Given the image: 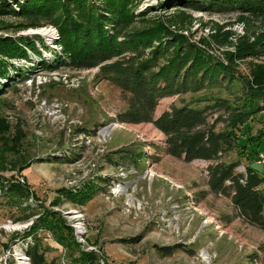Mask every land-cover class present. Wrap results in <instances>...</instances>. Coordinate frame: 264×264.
Instances as JSON below:
<instances>
[{"label": "rangeland", "instance_id": "374dc122", "mask_svg": "<svg viewBox=\"0 0 264 264\" xmlns=\"http://www.w3.org/2000/svg\"><path fill=\"white\" fill-rule=\"evenodd\" d=\"M137 1L117 31L144 28L160 18L170 30L228 61L235 75L264 88V46L241 58L236 55L264 32V15L229 7ZM22 15L0 13V26L8 25L0 29V37H40L46 48L38 45L40 56L29 52L28 59L10 58L19 75L9 74V66L0 76V177L15 178L29 191L20 205L0 197V264H27L24 248L31 236L20 239L19 234L42 216L53 228L39 229L37 235L50 246L46 259L60 264L77 248L116 264H264V228L237 216L227 196L209 192L206 161L185 162L167 154L162 149L164 135L152 122L119 119L129 92L101 68L120 57L143 58L144 51L131 48L89 67L65 56L56 62L52 55L61 50L54 43L56 27L48 22L12 30L24 21ZM44 29L51 37L41 34ZM165 59L160 56L158 61ZM43 60L53 64L46 67ZM242 90L234 78L162 96L153 118L181 100L200 108L219 97L242 106ZM207 113L209 122L218 114H229L219 107ZM225 124L218 121L214 129ZM234 132L244 150L238 153L240 146L231 147L225 160L238 158L236 172L243 171L246 162L264 171V164L253 157L264 153V111L245 117ZM259 186L264 194V181ZM166 244H183L190 253L175 247L161 254L158 247Z\"/></svg>", "mask_w": 264, "mask_h": 264}, {"label": "trees", "instance_id": "16d2710c", "mask_svg": "<svg viewBox=\"0 0 264 264\" xmlns=\"http://www.w3.org/2000/svg\"><path fill=\"white\" fill-rule=\"evenodd\" d=\"M21 1L11 5L7 0H0V13L24 14L22 15L24 21L12 28L14 31L21 27L52 23L58 34V41L54 43L61 49L58 55H52L56 62L65 56L70 62L78 63L81 67H89L131 48L138 49L137 53L144 51L141 53L144 54L143 58L139 59L137 56L130 61L120 57L107 62L101 68L104 73H108L113 82L129 92L126 108L118 114L119 119L127 123L152 122L164 135L162 149L167 154L179 157L185 162L191 159L205 160L209 192L227 196L237 216L256 227L264 228L262 213L264 194L259 186L264 181V171L246 162L243 171L236 172L238 158L231 160L224 158L231 147L238 150L240 146L234 135L237 125L241 124L245 117H250L259 110L264 111V88L259 87L256 82H249L246 78L235 75V69L228 61L217 59L203 46L190 41L173 29L170 30L160 18L150 20L144 28L125 33L117 31L116 26L128 19L130 6H135L137 0H96L99 1L97 3L92 0ZM172 2L194 6L199 4L215 9L229 7L264 15V0H159L158 4L164 6ZM17 4L18 8L13 9ZM7 27L8 25L0 26V29ZM259 36L254 42L243 46L236 55L241 58L243 54L253 52L256 46H264V32ZM31 38L25 35L17 38H12L11 35L0 37V76L5 75L4 72L9 66L11 69L9 74L19 75V69L13 67L15 62L10 58H27L29 52L39 55L38 45L42 49L46 48L40 37H35L37 45ZM247 48L249 49L244 50ZM160 56L166 58L164 62L159 63ZM46 63L48 61H42L46 67L53 64L50 62L48 66ZM9 74H6L7 78ZM234 78L242 83L243 100H246L242 106L231 105L219 97L215 98L212 105H202L200 108L191 107L189 103L181 100L179 104H170L153 118L154 107L162 96L182 94L189 90L196 91L201 87L217 83L220 85L222 81ZM8 80V84L12 82L10 78ZM214 107L228 111V116L222 118L218 114L209 122L206 119L207 110ZM218 121L226 124L214 129ZM243 150L244 146H240L238 153ZM121 151L122 149H116L118 153ZM131 154L129 151V154L125 155L129 158ZM256 156L257 152L253 157ZM28 193V188L15 178L9 180L0 177V197L20 205V201L26 199ZM47 222L43 216L37 217L27 230L19 234L20 239L29 234L31 236L24 248L27 264H60L55 258L46 259L45 253L49 251L50 246L42 242V238L37 235L39 229L53 228L49 227ZM175 247H181L190 253L183 244L171 246L166 244L158 247V250L166 255ZM64 262V264H116L98 261L93 252L79 248L76 249L75 255L71 254Z\"/></svg>", "mask_w": 264, "mask_h": 264}, {"label": "built area", "instance_id": "2783aa9c", "mask_svg": "<svg viewBox=\"0 0 264 264\" xmlns=\"http://www.w3.org/2000/svg\"><path fill=\"white\" fill-rule=\"evenodd\" d=\"M256 159V163L261 162L262 164H264V153H262L261 151L258 152ZM20 182H22L21 180H19Z\"/></svg>", "mask_w": 264, "mask_h": 264}, {"label": "bare ground", "instance_id": "6f19581e", "mask_svg": "<svg viewBox=\"0 0 264 264\" xmlns=\"http://www.w3.org/2000/svg\"><path fill=\"white\" fill-rule=\"evenodd\" d=\"M41 34L42 35H44V36H46V37H51L50 35H49V32H47L45 29L41 32ZM205 255H203V257H204Z\"/></svg>", "mask_w": 264, "mask_h": 264}, {"label": "crops", "instance_id": "0c3cea01", "mask_svg": "<svg viewBox=\"0 0 264 264\" xmlns=\"http://www.w3.org/2000/svg\"><path fill=\"white\" fill-rule=\"evenodd\" d=\"M168 107H166V109H167Z\"/></svg>", "mask_w": 264, "mask_h": 264}]
</instances>
